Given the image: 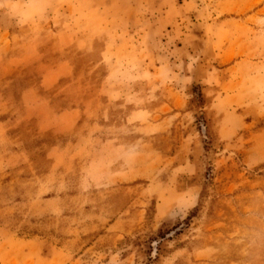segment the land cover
Listing matches in <instances>:
<instances>
[{
  "label": "rangeland",
  "instance_id": "374dc122",
  "mask_svg": "<svg viewBox=\"0 0 264 264\" xmlns=\"http://www.w3.org/2000/svg\"><path fill=\"white\" fill-rule=\"evenodd\" d=\"M87 1L0 0V264H264V0Z\"/></svg>",
  "mask_w": 264,
  "mask_h": 264
},
{
  "label": "crops",
  "instance_id": "0c3cea01",
  "mask_svg": "<svg viewBox=\"0 0 264 264\" xmlns=\"http://www.w3.org/2000/svg\"><path fill=\"white\" fill-rule=\"evenodd\" d=\"M154 1L160 2L158 0H154ZM88 3L91 5V8H92L93 4H94V6L97 4V0H89ZM14 4H17V3H14ZM46 5L48 6L50 4H46ZM108 5H109V2H108ZM111 5H113L112 8L115 7V9L119 11L117 13L120 16L119 18L121 20V22H120L121 25L119 28H122L124 30H128L129 32H130V30H138V29H140V26H135V25L139 24L140 21H143L144 23L146 21V17H143L144 13L141 11L139 12V10L145 6L143 0H117V1L112 0ZM63 7L64 6H61L60 1H59L57 12H58L60 19H58L57 22L53 21L52 26H51V28L55 29V31H56L55 35H58V37H57L58 43L57 44H59L60 46H67L66 44H74V45L77 44V46H80V45L92 46V45L96 44L95 41H92V38H94V36H97V34L94 36L91 35L89 38H85V41L81 42V43L78 41H73L72 43H67L66 32H65L66 16L65 15L60 16L62 13H65V9H63ZM160 7H161V4H160ZM43 8H45V7H43ZM46 8H48V7H46ZM157 8L158 7H155L154 10L157 11ZM159 8H158V10H159ZM45 13L48 14L47 15L48 21L53 20V16L52 17L50 16L51 11L49 9L45 10ZM154 17H156V20H155V18H153V22H154V24H156L158 22V20H157L158 16L156 15ZM96 56H98V55H96ZM124 122H125V117L120 118V119H118V121H116V123H118L119 125L127 126V124ZM144 133L145 132H143V131L140 133L138 132L137 133L138 134L137 139L140 138L141 141L142 140L146 141V138L143 135ZM129 134L130 133L128 131V128L124 129V127H123V130L118 131L116 136H117V138L120 139V141L127 142L129 140V136H130ZM150 140L153 141L152 139H150Z\"/></svg>",
  "mask_w": 264,
  "mask_h": 264
}]
</instances>
